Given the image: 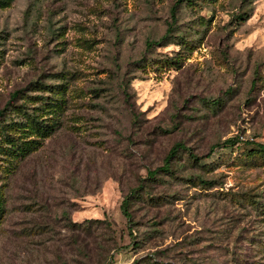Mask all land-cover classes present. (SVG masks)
Returning a JSON list of instances; mask_svg holds the SVG:
<instances>
[{
	"label": "rangeland",
	"instance_id": "374dc122",
	"mask_svg": "<svg viewBox=\"0 0 264 264\" xmlns=\"http://www.w3.org/2000/svg\"><path fill=\"white\" fill-rule=\"evenodd\" d=\"M176 2L0 9V110L18 90L14 104L52 101L39 83L62 90L60 109L40 111L56 131L14 175L0 174V264H264V156H248L254 146L216 149L199 165L181 151L171 176L148 179L177 144L201 157L234 136L264 143V0L181 2L172 31L186 43L148 50ZM179 54L176 67L148 64ZM141 184L130 224L122 201Z\"/></svg>",
	"mask_w": 264,
	"mask_h": 264
},
{
	"label": "trees",
	"instance_id": "16d2710c",
	"mask_svg": "<svg viewBox=\"0 0 264 264\" xmlns=\"http://www.w3.org/2000/svg\"><path fill=\"white\" fill-rule=\"evenodd\" d=\"M14 0H0V9L7 8L11 5ZM186 2L189 3V0H177V2L171 8V23L167 28V32L164 36H162L157 42H147L146 46L148 50L152 47L166 46L169 44L182 45L185 44V40L174 35V24L176 23V14L177 7L180 3ZM250 16L242 17L241 19L247 20ZM178 39V40H176ZM189 45V44H188ZM179 55L174 57L165 56L164 58L159 59L158 61L148 62L149 65H155L158 67V64L161 63L163 66L170 68L176 67L179 63ZM146 64V63H145ZM145 64H141L142 70ZM37 86V85H36ZM43 88H48L52 93L50 100L43 102V106H30L28 105L26 100H23L20 104H14V99L22 93L21 91H16L11 95L10 101L7 102L6 106L0 110V174L3 179H7L8 177L14 175L20 166V163L26 159L30 154L34 153L42 146V138L48 137L56 131L59 121L58 120H49L48 118L42 117L40 111H42L45 105L52 107L53 111L60 109L62 105V101L54 96L62 93L60 85L54 86H45L43 84H38L39 90H43ZM20 97V96H18ZM28 99L29 96H26L24 99ZM44 98V99H43ZM47 100L46 97H41L40 100ZM31 101V100H29ZM221 101L220 99H215V102ZM245 144L247 147L254 146L251 149H248V156H252L254 154H259L264 156V143L256 142V141H241L239 136H234L226 139L222 143L214 144L209 152L205 156H195L190 148H187L184 144L175 145L165 157V163L160 169L151 171L148 173V179L153 180L157 173L164 172L168 175H172L171 165L175 157L184 151L188 158L192 159L194 164L199 165L200 161L205 158H209L214 154L216 149H230L235 147V145L239 143ZM194 185H202L204 187L210 186L213 182L206 181L202 178L194 179ZM5 184L0 186V228L3 220L5 219L7 213V199L5 196ZM146 190L144 184L139 185L137 188H133L131 192L124 197L121 205L122 213L127 221L130 223L132 221V215L130 213L131 206L134 203V199L143 198L142 192ZM149 199V198H147ZM152 201V199H151ZM132 224V223H130ZM68 226H73V223H68ZM137 264V263H134Z\"/></svg>",
	"mask_w": 264,
	"mask_h": 264
}]
</instances>
